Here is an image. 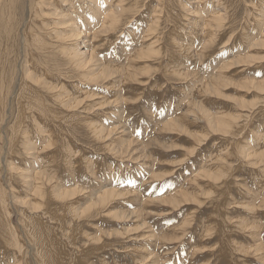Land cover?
I'll use <instances>...</instances> for the list:
<instances>
[{
    "label": "rangeland",
    "instance_id": "374dc122",
    "mask_svg": "<svg viewBox=\"0 0 264 264\" xmlns=\"http://www.w3.org/2000/svg\"><path fill=\"white\" fill-rule=\"evenodd\" d=\"M27 1L19 0L17 7H13L14 11L18 10L19 18L17 22L14 20L17 35L19 27L23 26L22 14ZM198 1L125 0L116 11L115 28L106 32L102 41L91 36L89 25H83L81 51L91 55V50L96 48L94 52H99L117 70L106 74L108 78L88 66L83 80L78 70L62 64L67 60L59 50L51 51L54 57L41 53L49 61V67L58 65L54 70L55 83L70 89L69 100L74 103L68 110L55 105L70 118L68 123H63L59 117L53 120L48 131L52 132V138L27 120L29 132L19 133L22 137L32 135L33 142L40 148L37 158L28 159L30 155L21 152L28 145L20 144L17 148L20 147L22 154L15 157L18 170L13 168L7 174L6 168L0 167L4 172H0L1 188L10 206V222L24 236L21 242L25 243V248L19 252L0 242V264H57L52 261L50 249L40 252L29 226H23L22 210L33 215L40 212L47 216L42 218H50L48 222H53L51 226L56 228L54 232L59 233L56 236L64 244L65 264H264V85L262 91L246 87V81L264 79V57L261 58L264 46L256 48L258 56L249 59L252 64L244 68L247 71L234 74L236 65H229L219 77L221 82L229 81L219 87L214 85L220 88L219 93L210 95L214 87L206 91L208 84L202 83L203 74L212 72L224 57L231 59L235 47L239 52L244 49L246 39H241V31L253 30L254 16L257 21L260 19L259 10L251 7L254 3L250 0H218L224 21L213 28L219 33L213 48L206 46L204 54L201 51L203 65L192 63L193 60L183 61L193 72L180 76L174 68L173 71L167 67V54L170 49L176 50L182 58L187 47L178 42L177 49H173L170 33L175 32L179 40L189 42V32L193 35L200 27L192 14L202 9L203 4ZM204 2H208L204 6L206 12L214 1ZM260 2L255 0L257 4ZM189 9L190 15H184ZM77 10L82 13L81 9ZM41 25H36V29L44 37L45 28ZM148 27L155 29L153 39L160 51L142 56L140 46ZM229 37L227 49L231 47V51L221 48ZM199 42L200 39H195L193 47ZM206 52H213L211 62ZM131 54H137V58ZM128 59L141 68L134 78L126 72H136L126 67ZM8 66L0 70V91L7 87L2 100L4 126L0 124L7 135L0 128L1 157L7 156L5 139H12L10 129L17 110L12 97L18 85L16 70L12 69L6 85H1L2 76L5 74L8 78ZM42 84L32 83L39 95L50 100L49 90ZM190 90L191 98L187 96ZM213 118L216 123L210 122ZM228 119L229 125L224 123ZM99 129L104 132L100 134ZM63 138L68 140L70 153L63 148ZM67 159L73 163L68 165ZM32 166L36 167L31 173L33 179L39 178L36 174L46 168L47 172L55 171L56 180L60 188L63 187L59 190L62 194L66 192L62 200H56L60 205V218L42 209L31 211L29 207L12 203L13 192L40 206L43 198L39 193L55 186L49 187L48 183L39 181L40 178L38 182L32 180L34 183L29 184L32 189L36 186L39 189L34 193L23 171ZM48 191L46 194L51 192ZM99 194H103L100 200ZM104 196H108V202H103ZM68 202L72 203L71 210L65 208Z\"/></svg>",
    "mask_w": 264,
    "mask_h": 264
},
{
    "label": "bare ground",
    "instance_id": "6f19581e",
    "mask_svg": "<svg viewBox=\"0 0 264 264\" xmlns=\"http://www.w3.org/2000/svg\"><path fill=\"white\" fill-rule=\"evenodd\" d=\"M213 1H214L213 4L211 6L209 5L210 7L208 9H206L207 10L206 12H204V6L205 5L207 6L208 2H204V0L198 1V2H200V5L203 4L202 5L203 11L200 8L201 11L192 12V14L194 13L195 17L197 18L196 19V25L199 24L200 27L197 28L198 30H196V33L193 32L194 33L193 35H192L191 31L189 32L188 38H190V40L188 43H187V41L185 42L184 39L179 40V34L177 35V33H175V32L170 33L171 36L174 38V39L173 38L170 39V43H174L173 49H177V48H175L176 47L175 44H179L178 42H180V43L182 42V44L184 43L183 46L187 47V49H188V50L186 49L187 53L183 52V53H186L187 55L182 54V58L180 57V55L179 56L177 55L176 50L170 49V51H168L169 54H167V56H169L168 57L169 62L167 63V67H169V68L171 67L172 69L174 68L175 72L180 76H182V75L188 76V75H191L193 72V71L187 69V66L183 64V61L186 62L188 60H190V61L193 60L192 63L194 62L196 64H199L201 62V64H202L201 56L204 57L203 49L204 48L206 49V46H207V48H213L212 47L213 42L216 40V37H218V35H219V33H217L215 31L217 28L215 30L213 28L219 27V24H220L219 22L224 21V16L222 17V15H221V13H223V12L221 11L222 9L220 10V1H218V0H213ZM250 1H252L254 3V5L251 7H253V8L258 7L256 11L259 10V15H260L259 18L260 19H259V21H257V16H254L252 14L254 17H256V19H255L256 24H255V26H252L253 30L252 31H248V30L241 31L242 32L241 35H243V36H241V39L244 40L243 37H245V39H246V44L244 45V49L242 48L239 52L236 50L237 48L235 47V49L233 51L234 53H233V56L231 59L229 56H227V58L224 57L223 60H221L222 62L220 63V65L218 67L215 66V69L212 72H210L209 74L208 73L203 74L202 83L204 84L207 82L206 84H208V85H206V89H205L206 91H207V89H209L211 91V87H214V85H216V84H218V87H219V84L226 82V81H229L226 79V81L221 82V80L219 78V77L223 76V73H225L224 71L229 69L228 68V67H230L229 65H232L233 67H234V65H236V68H235L236 70L234 69L235 70L234 74H236L238 72L247 71L244 68L247 67L248 64H252L251 63L252 61H250L249 59L253 60V59H255V57L258 56V54L255 52L256 48H258L260 46H264V6H263L264 0H261V2L258 4L255 3V0H250ZM256 1H258V0H256ZM27 2L28 3H26V4L24 3L25 4V6H24L25 11H24V14H22L23 22L22 21L21 22L23 23L22 24L23 26H21V28L19 27L20 33H19V35H17V29H16L17 26H16V23H14V22L19 17L16 14V11H18V10L14 11L13 7H17L19 0H0V70L2 69L3 66H4L3 69H5L9 65L7 70H6V75H8V78L6 79V76L4 74L2 76L3 78H1L3 81V84L1 83V85H6L5 83L7 82V80H9V75L13 72L12 69L16 70L15 80H16V83H18L17 88L13 92V95H12L14 100L11 99V101L13 100L15 102V105L17 106V110L15 113V117H16L15 123L12 125V127L10 129L12 139L11 140L5 139L6 141H8L6 144L7 150L5 151L7 153V156L5 155L4 157L3 156L1 157V149H0V167L3 165V167L6 168V169L5 168L4 169L6 170L7 174L10 170H13V168L18 170L17 164L15 163V161L18 162V160H15L16 159L15 157L16 156L19 157L18 154H20L21 152H24L25 154H29L30 157L28 156V159L29 158H37V156H38V149L40 150V148H37L38 146L33 142L32 135L30 136V134H28V135L24 134V136H26V137H22V135L20 136V133H19L20 131H22V132L28 131V126H26L27 120H30V122H32L37 127L38 131H40L41 133L44 132V135L50 134V136L52 138V132L50 131L51 133H49L48 131L52 125L53 120H55L56 118L59 117L63 121V123H64V121H66V123H68L67 120L70 118V116H66V114L63 111L60 110L61 111L60 112L59 109H57L55 105L59 104L62 108H66V110H68V108L71 107L72 104L74 103V102L72 103V101L69 100V96H71L72 93L69 91L70 89H68L67 86L58 85L57 83H55V81L57 80L56 79L57 77L54 75V70H57L58 65L49 67L48 66L49 61L46 58H44L43 54L52 55L51 51L54 53L56 50L57 51L59 50V52L63 53V56L67 60L66 62L65 61L62 62V64L64 66L65 65L70 66V67L78 70L79 71L78 72L79 77L82 76L83 80H84V75H85L84 69H87L88 66H91L93 68V70L96 72L99 71L101 73H105V76H106V74L110 75V74L115 73L117 71L115 69V67H113V65H110V63H108V61L105 60L104 57L102 58V56L99 54V52L98 53L94 52V51H96L95 50L96 48L91 50L92 51L91 55H88L90 52L87 53V52L81 51L79 42H80L82 33L84 32V30L82 29L83 25L85 27L87 25H89L90 29L92 30L91 36L93 38L98 39V40L101 39V41H102L103 38H101V37H103V35L106 32L113 30L115 28L116 21H118V20H116V13L118 12V10H120L122 8V3L125 2V0H28ZM149 3H151V2H149ZM151 4H149V7L150 6L152 7L153 4L152 5ZM77 8L81 9L82 13H80V11H78ZM188 13L186 12V14H184V15H190V13H191L190 9H189ZM196 14H201V15L196 16ZM87 15H89L91 18H88ZM252 21H253V19H252ZM82 22H84V23H82ZM18 23H19V21H18ZM40 24H42L41 28H45L44 29V31H45L44 37L41 36L39 34L38 30L36 29V25H40ZM2 27L4 30L2 29ZM148 28L149 29L146 30L147 32H146V34H144V38H143V40L141 42V46H140V47H142V48H140V49H142V50H140L142 56H151L152 53H154V52L159 53V51H160L159 49L156 48L157 41L154 40L155 38L153 39V37H154L153 32L155 29H153L151 27H148ZM192 31H193V29H192ZM210 31H213V32L211 33ZM252 32H254L255 35H253ZM195 39H196V41L198 39H200V42L198 43V45L196 47H193V42L195 41ZM230 41H231V37H229L227 39V41L225 42V44H223L221 46V48L227 49V45H228L227 42H230ZM186 45H189V46H186ZM190 45H192V46H190ZM230 48H228L227 51L230 50ZM179 49H182V48H179ZM57 51H56V53H57ZM201 51L203 54H201ZM41 53H43V54H41ZM96 54H98V57ZM137 54H139V53L137 52ZM137 54H131V56L136 59ZM214 54H216V52H214ZM52 56L54 57V55H52ZM205 57H207V56L205 55ZM208 57H211L210 59L208 58L211 62L212 58H213V52H212V54L211 53L208 54ZM262 57H264V56H261V58ZM259 58H256V59L258 60ZM143 59H147V58L143 57ZM205 61L208 62V60H205ZM126 64H127L126 67H129V69L133 68L132 71L136 70L135 73L134 72L132 73L130 71H126V72H128V74L132 78H134L138 74L137 71L140 70L141 68L139 69L129 59L126 62ZM50 65H51V62H50ZM202 65H201V68H202ZM257 66H258V64H257ZM126 67L124 69H127ZM92 68H91V70H92ZM129 69H127V70H129ZM174 69H173V71H174ZM240 69H242V70H240ZM1 72L2 71H0V75H1ZM87 72H88V70H87ZM95 74H94V76H95ZM226 74L228 75V73H226ZM225 75H224V77L226 78ZM230 77L233 78L232 76H230ZM106 78H108V77L106 76ZM231 78H229V79H231ZM137 79H138V76H137L136 80ZM34 82L35 83L41 82V83H43L42 84L43 86L47 87V89L49 90V96H50L49 98L51 101L47 100L46 98H44L43 96H41L37 93L36 89L32 85V83H34ZM246 82H247L246 87L250 86L257 91L258 90L262 91V87L264 85V79H262V80L254 79V80H250V81H246ZM76 85H79V84H76ZM218 87L217 86L214 87L212 89V92L210 93V95L213 93L214 94L219 93L220 88L217 89ZM6 88L4 87L0 91L1 92L0 93L1 94V96H0V124H2L1 123V116L4 115V113H5V111H3V108H2V103H3L2 100L4 98L3 94L6 92ZM191 91L192 90H190L188 92V95H187L189 98H191ZM88 95L91 96L92 94L89 93ZM194 99H195V97H194ZM195 104H196V102H195ZM192 106H194V105H192ZM72 108H74V107H72ZM8 114H10V113H8ZM217 119H219V118H217ZM56 120H58V119H56ZM224 121H225V119H224ZM227 121L224 123L225 124L229 123V119ZM210 122L216 123L214 118ZM2 125L4 126V124H2ZM227 125H229V124H227ZM215 126H216V124L213 127H215ZM93 127H95V126H93ZM96 127H98V125ZM239 130H240V128H239ZM1 131L5 135H7L6 134L7 132L5 133V128L2 129ZM97 131H99L100 134H102L104 132V129L103 130L99 129ZM64 136H65V134L63 135V137ZM98 136H99V134H98ZM237 137H238V135L236 136V138ZM55 138H57V137H55ZM22 140H24V141H22ZM51 141H53V140H51ZM66 142H68V140L67 141L65 140L63 148H65L67 150L69 149V153H70L71 147ZM238 142L240 143L239 140H238ZM3 144H4V142H3ZM3 144H2V146H3ZM20 144L25 145V146L28 145V147H25V149L22 148V151L20 152V147H21ZM0 145H1V141H0ZM9 145L11 148L9 147ZM18 145L20 146L19 148H17ZM246 151H248V150H246ZM13 155H14V157H13ZM67 158L69 159V156ZM65 162H67V161H65ZM68 162H69L68 165H71L73 163V162H70V160H68ZM70 167H72V166H70ZM33 168H36V167L32 166V167H29V168H26L23 170V171H25L24 178H25V180H27L28 186H30L29 184L31 183L32 180H37V182H38L39 178H40L39 181L41 180L42 183L43 182L48 183L49 187L51 185H54V184H55V186L51 187V190H50L51 192L48 191V189H50V188H48L45 192L39 193L43 198V200L40 201L41 203H39L40 206L36 205L35 203H33V204L29 203L27 200L21 198L20 196L13 194V192L11 193L12 196L14 195L12 197V203L13 204L18 203L21 206L29 207L31 211L32 210L37 211V210L42 209V210H45L48 214L50 213L53 216L54 215L56 217L59 216V218H60L59 213H61V211L58 209L59 208L58 206H60V205H57L58 202L56 203V200L61 199V197L64 196L63 194L66 195V192L63 191V194H62V191L59 190V189H62L63 187L60 188L61 184H58V182L56 180L55 171L51 170V171L47 172L48 168H46L45 171H42V173L39 171V174H36V176H38L39 178L33 179L34 176H32V174H33L32 172L35 170ZM71 170H72V168H71ZM0 172H3V171H0ZM71 172L70 173L67 172V173L72 174L73 172L72 173ZM65 173H66V171H65ZM0 174H2V173H0ZM5 176H6V174H5ZM1 177L2 176L0 175V242L4 243L5 246L9 249H17L19 252H21L25 248L24 241L21 242V239H23L24 236L22 237V234L20 232H18L17 227H14L13 224H11V222H12L10 220L11 214H9L10 210H8V208L10 206H8L9 203L7 202L5 192L1 188L2 187ZM10 177H11V174H10ZM7 180L8 179H6L5 181L7 182ZM29 180H30V182H29ZM58 180H60V179H58ZM63 180H65V179L63 178ZM9 181H10V179H9ZM65 183L66 182H64V184ZM3 185H4V183H3ZM36 188H37V186L35 187V189L34 188L32 189V187L30 186V189L33 190L34 193L38 192L37 190H39ZM47 191L50 192V193H48L49 195L46 194ZM59 191L61 193H59ZM110 194H114V192L110 191ZM110 194H108V196ZM70 195L76 196L75 194H72V193H70ZM105 196H104L103 202H105V201L108 202L107 201L108 196L107 197H105ZM102 197H103V194H99L97 196V198L99 200L102 199ZM68 204H69V202H68ZM71 205H72V203H71ZM71 205L70 204L65 205V208L71 210L73 208V206H71ZM84 209H85V207H84ZM77 210H79V208L75 209V211H77ZM22 211H23V216H22L23 226L27 227V228L29 226L28 229L30 231V234L32 236H34V239L36 238L35 242H38L39 250L40 249L42 250V251L40 250V252L45 253V252H47V250L50 249L51 254H52V256H51L52 261L56 262L57 264H65V262H66L65 252L66 251L64 250V246H63L64 244L62 243V241H60L58 239L59 237L57 238L59 233L57 234L56 232H54L56 230V228L54 229L51 226V224L53 222H51V221H50V223L48 222L50 218H42V216L43 217H47V216H44V214L42 215L40 212H38V214L33 215L34 213L31 214V212L29 213L27 210H22ZM28 213L31 215H29ZM73 214H74V212H73ZM50 217H52V216H50ZM59 218H56V219H59ZM51 219H53V217ZM53 220H55V218ZM53 226H55V224ZM56 234H57V236H56ZM62 235H63V233H62ZM35 245H37V244H35ZM65 248H66V246H65ZM67 257H69V255H67Z\"/></svg>",
    "mask_w": 264,
    "mask_h": 264
},
{
    "label": "snow or ice",
    "instance_id": "6c2138e0",
    "mask_svg": "<svg viewBox=\"0 0 264 264\" xmlns=\"http://www.w3.org/2000/svg\"><path fill=\"white\" fill-rule=\"evenodd\" d=\"M131 183V182H130Z\"/></svg>",
    "mask_w": 264,
    "mask_h": 264
}]
</instances>
